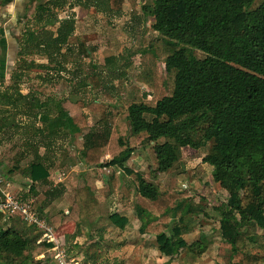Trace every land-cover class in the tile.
<instances>
[{
  "label": "trees",
  "instance_id": "trees-1",
  "mask_svg": "<svg viewBox=\"0 0 264 264\" xmlns=\"http://www.w3.org/2000/svg\"><path fill=\"white\" fill-rule=\"evenodd\" d=\"M84 1L87 8L118 15L126 2ZM127 1L132 13L138 14V0ZM67 2L47 0L39 4L36 21L44 28L56 25L60 22L56 10ZM254 2L154 0L153 6H145V14L154 18V30L162 35L145 51L143 59L140 81L150 91L122 100L111 113L98 101H43L32 94L0 91L1 107H12L17 114L39 118L44 124L37 130L33 126L35 137L28 138L35 151L28 163L27 178L32 180L29 197L35 198L34 208L48 218L54 229L71 221L87 223L99 205L98 179L93 172L117 168L120 172L112 175L111 184L117 189L122 177L131 179L133 187L124 186L123 196L130 200L136 193L141 233L154 234L160 253L169 258L189 247L182 238L184 210L178 209V201L183 198L179 179L171 177L169 185L159 189L128 166L139 137L146 136V141L155 144L159 172L179 170L186 148L207 149L202 161L214 168V181L230 195V203L221 206L220 229L231 246L232 264H260L264 260L253 253L259 247L257 230L264 229V1L250 10ZM243 14L246 17L237 24ZM61 23L57 35L44 28L42 32H30L21 55L41 49L51 64L57 62L58 56L65 58L63 47L75 31V22ZM195 49L206 57L198 58ZM158 59L166 67L167 87L160 76ZM88 80L93 88L101 85L97 76ZM86 109L99 114L107 127L104 131L92 129L86 135L80 159L89 171L85 184L77 190L71 209L60 210L54 200L64 192H37V186L48 184L51 177L50 159L38 148L42 146L48 152L51 139L61 132L75 137L87 130L90 126ZM106 156H111V160L104 162ZM20 163L8 171L10 176L21 170ZM176 210L178 223L167 233ZM109 220L120 230L130 223L129 217L120 213L112 214ZM19 227L0 228V264L16 259L21 260L19 264H27L33 258L28 232ZM43 245L45 252L53 253V244Z\"/></svg>",
  "mask_w": 264,
  "mask_h": 264
},
{
  "label": "rangeland",
  "instance_id": "rangeland-1",
  "mask_svg": "<svg viewBox=\"0 0 264 264\" xmlns=\"http://www.w3.org/2000/svg\"><path fill=\"white\" fill-rule=\"evenodd\" d=\"M5 1L0 0L1 92L9 89L11 94H32L43 101L64 98L83 100L86 103L98 101L104 103L111 113L121 105L122 100H132L138 92L150 91L140 81L144 71L143 59L145 51L161 39L162 35L154 30V18L147 16L143 8L153 6L154 0H138L136 15L132 13L127 0L119 15L100 12L94 7L87 8L82 3L84 0H67L64 7L56 10L60 22L47 28L36 21L38 5L47 0H12L13 4H10L15 6L18 3L21 9L16 14L3 17L2 4ZM263 1L255 0L250 10L257 9ZM245 17L246 14L239 16L236 23L239 24ZM65 20L75 22V31L68 44L63 47V52H67L65 58L58 56L57 62L51 64L41 49L32 50V54L21 55L22 45L25 47L30 32H42L44 28L57 35L62 26L61 21ZM2 31L8 32L11 41L10 44L8 41L6 58L1 49V40L6 36ZM194 53L200 59L206 57L200 50L195 49ZM2 62L5 64L4 72ZM157 63L160 76L167 87L166 67L159 59ZM90 76L98 77L100 87L93 88L88 80ZM16 112L12 107L0 106V165L9 175L8 171L21 162V170L9 175L13 180V189L17 192L20 187L26 190L30 185L23 172L34 157L35 147L29 146L28 138L31 135L35 137L33 126L37 130L44 124L39 118H30ZM85 112L89 117L90 127L82 134L71 137L61 132L58 137L51 139L52 146L48 152L42 146L38 148L40 154L47 155L50 159L53 177L48 184L38 185L37 192L45 194L54 189L64 192L62 199L58 197L54 200L56 206L61 201L66 202L64 207H59L61 210L71 209L74 195L85 184L84 177L89 171L82 166L80 159L86 135L92 129L104 131L107 127V122L102 121L99 114L91 113L88 109ZM112 124L113 119L110 117L109 125L112 127ZM146 140V136L139 137L128 166L140 172L159 189L168 186L171 177L179 179L183 198L178 201V209L183 207L184 210L182 238L189 247L173 258L162 255L156 236L141 233L142 223L136 213V193L133 192L130 200L123 196L124 186L133 187L131 179L122 177L120 186L115 189L111 178L120 169L109 168L108 172L101 168L93 172L98 179L99 205L90 214L89 221L84 224L71 221L57 228L68 255L80 264H232L231 246L222 237L220 229L221 206L230 203V195L214 181V168L203 163V155L207 149H186L180 169L174 173H164L157 171L155 144ZM163 142L164 140L160 141ZM110 160L111 156L104 158V162ZM114 213L130 218L125 230L111 224L109 218ZM178 220L176 210L172 213L167 233L177 225ZM20 227L31 234L33 258L27 264H53L50 256L54 257V253H46V257L38 258L46 248L44 245H37L38 236L33 229L22 222ZM77 237L81 239L77 240ZM257 242L259 247L253 253L264 257V229L257 230ZM8 262L19 264L21 260ZM260 264H264V260Z\"/></svg>",
  "mask_w": 264,
  "mask_h": 264
},
{
  "label": "built area",
  "instance_id": "built-area-1",
  "mask_svg": "<svg viewBox=\"0 0 264 264\" xmlns=\"http://www.w3.org/2000/svg\"><path fill=\"white\" fill-rule=\"evenodd\" d=\"M109 172V169H106ZM32 181L24 190L14 191L13 180L0 167V216L4 221L19 219L28 227L33 229L39 237L38 245L53 244L54 264H80L76 259L71 258L60 241L57 229H54L46 216L40 214L34 208L35 198L29 197Z\"/></svg>",
  "mask_w": 264,
  "mask_h": 264
},
{
  "label": "crops",
  "instance_id": "crops-1",
  "mask_svg": "<svg viewBox=\"0 0 264 264\" xmlns=\"http://www.w3.org/2000/svg\"><path fill=\"white\" fill-rule=\"evenodd\" d=\"M10 3H12V0H6L2 5L4 6V9L2 10V13H3V17H8L9 15H13V14H16L17 12H18V10H20L21 8H19L20 6L18 5V3H16L15 4V6H12V4H10ZM2 34H5L6 36H5V38L3 37V39L1 40V49H2V54H3V57H5L6 58V56L8 55V41H9V44H10V40H9V38H8V32L7 31H5V33L2 31ZM10 52V51H9ZM4 59V58H3ZM2 61V60H1ZM6 62V59L4 60V63ZM3 62H2V65L5 67V64H4ZM3 66H2V69H3ZM4 85V84H3ZM186 149H189V148H186ZM185 149V150H186ZM184 150V151H185ZM81 164H82V166H84L83 165V163L81 162ZM49 165L51 166V169H50V173H51V177H50V179L53 177V175H52V170H53V165H52V163H51V161L49 162ZM27 168H26V170H24V176L27 178V171H28V165L26 166ZM29 179V178H28ZM29 181H32V180H30L29 179ZM60 181H62V180H60ZM67 188H68V186H67ZM80 188H81V186H80ZM66 191V190H65ZM75 196V195H74ZM61 199H62V197H61ZM66 205V202L65 201H61L60 203H59V205L57 206L58 208L59 207H64ZM60 210L62 209V208H59ZM63 210H66V208L65 209H63ZM130 219V218H129ZM12 226H17V227H19L20 226V220L19 219H12L10 222H6V221H4V219H3V217L2 216H0V227H3L4 229H9L10 227H12ZM20 228V227H19ZM127 231H128V229H127ZM29 235H31L30 233H28V239L30 240V236ZM150 236V235H149ZM81 239V237H77V240H80ZM46 253L47 252H44V253H41V254H39V256H38V258L39 259H42L43 257H46ZM35 255H36V253H35Z\"/></svg>",
  "mask_w": 264,
  "mask_h": 264
}]
</instances>
